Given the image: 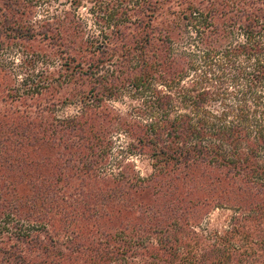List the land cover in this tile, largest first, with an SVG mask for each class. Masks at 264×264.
Returning a JSON list of instances; mask_svg holds the SVG:
<instances>
[{"label": "trees", "instance_id": "obj_1", "mask_svg": "<svg viewBox=\"0 0 264 264\" xmlns=\"http://www.w3.org/2000/svg\"><path fill=\"white\" fill-rule=\"evenodd\" d=\"M0 1L7 12L14 11L20 15L16 10L19 3L9 5ZM184 1L147 2V12L161 11L160 15L166 20L160 21L162 24L157 27L153 26L152 20L147 23V40L143 43L145 47L136 48L138 44L134 42L135 47H132L131 39H128L118 47L105 45L99 59H92L84 65L82 61L76 63L72 57L79 78L77 83L81 81L80 86L85 87L80 92L85 115L63 123L53 120L52 123L41 125L34 122L35 127L47 126L49 131L57 130V127L61 131L70 130L73 140L70 137L37 140L31 146L32 153L28 152V160L21 164V168L27 165L35 168V173L39 174L35 182H45L48 188L46 194L55 192L53 209H58V205L62 207L63 232L70 233L72 237L58 243L46 231L42 240L41 234L28 240V236L21 232L16 240L26 245L35 243L34 257L29 256V249L23 251L14 246L4 248L0 243V264H60L64 260L95 264L93 261L86 263V260H81L91 254H97L102 264H113L116 260L123 264H242V258L251 259V263L256 261L253 249L259 250L261 247L258 248L256 242L251 241L252 234L249 237V232L239 226L232 228V232L209 233L208 238H203L206 244L194 232L183 233L173 223L154 225L147 233L146 244L138 238L130 242L120 230L114 232V238L105 235L104 244L92 241L93 244L86 245L83 240L79 241L81 222L85 221L88 212L90 214L93 211L91 220L97 216L92 203L98 201L102 204L107 197L100 199L95 196L91 199L88 196V200L84 201L83 190L88 182H65L60 188L50 184L47 186L48 182H52L50 178L62 176L63 172L66 175L67 171H74V177L94 175L98 170V160L106 155L103 151H108L110 143H106L105 136L110 133L106 130L111 121L112 125L124 128L131 134L136 142L133 148L139 146L147 150L155 171L150 180L156 181L151 183L156 184L160 179H167L168 182H174L175 179L196 182L198 174L206 171L215 174L225 170L241 176L248 169H256L264 175V0H200L201 10L189 5L182 13L171 8L164 11L165 7L162 9L157 5L175 3L180 6ZM128 3L125 1L124 4ZM143 7L139 9L145 12ZM223 8L227 10L223 11ZM126 15L129 19V15ZM177 17L187 23L185 38L174 33L180 30ZM16 21L18 19H10L5 13L0 14V50L3 44L14 47L22 43L29 44L36 38L44 42H52L55 38L57 43L62 40L63 34L59 31L55 34L48 21L42 22L41 26L40 23H33L26 27ZM194 22L200 24L199 27H194ZM208 33L209 37L204 40L198 38ZM217 36L224 40H219ZM115 48L118 56L113 54ZM97 51L100 52V48L95 53ZM64 54L67 55V52ZM77 57L81 58L80 55ZM110 67L114 70L109 72ZM132 75L126 88L147 92L146 124L126 123L124 118L113 115L115 113L105 106L106 101H109L107 99L120 94L118 91L123 88L121 80ZM44 89L46 93L54 92L52 85ZM14 102H17L15 96H0V104L10 105ZM32 106L23 111L28 116L18 117L20 112L14 116L13 126L28 122ZM40 112L44 110L38 109L34 116ZM8 113L9 110H6L0 114V135L4 132L3 122L10 119ZM98 116L107 124L104 131H93L92 123L99 119ZM86 128L89 129L88 138L71 136L73 132ZM29 140L27 138V146H30ZM61 150L68 153H60ZM54 156H57V160L68 157L59 161L63 164L57 163L55 169L50 167L56 161L50 162ZM73 184L77 188L73 195L69 194L70 200L63 190L68 192ZM110 203L105 206L108 208ZM199 205V201L190 199L178 202L176 207L181 211L179 222L188 219L186 213L190 214L193 212L190 210H196ZM38 210L44 208L39 205ZM41 230L39 226L38 231ZM2 236L3 231L0 230V241ZM122 242L124 248L121 249L119 245ZM261 242L264 249V242ZM127 256L129 261L124 258Z\"/></svg>", "mask_w": 264, "mask_h": 264}, {"label": "rangeland", "instance_id": "obj_2", "mask_svg": "<svg viewBox=\"0 0 264 264\" xmlns=\"http://www.w3.org/2000/svg\"><path fill=\"white\" fill-rule=\"evenodd\" d=\"M3 1L9 5L19 3L16 10L20 15L14 11L7 12L0 1V14L5 13L10 19H18L16 23L22 27L33 23H40L41 26L42 22L48 21L55 34L57 31L63 34L62 40L58 43L57 38L52 42H44L36 38L29 44L22 43L14 47L3 44L0 50V96L2 94L15 96L17 101L10 105L0 104V114L9 110L10 118L7 122H3L2 131L4 132L0 135V230L3 231L0 243L4 248L14 246L23 251L29 249V256L33 258L36 245L35 243L26 245L17 241V235L21 232L28 236V240L41 234L42 240L45 238L46 231L47 235L51 237L53 235L52 238L58 243L72 237L70 233L63 232L62 207L57 204L58 209H53L56 201L55 192L51 195L46 194L48 188L45 182H35L39 174L35 173L34 167L27 165L21 168L24 160L29 158L28 152L32 153L31 146L37 140L67 138L70 137L71 131L67 129L61 131L59 127L57 130L49 131L46 129L47 126L35 127L34 122H39L41 125L45 122L52 123L53 120L63 123L85 115L80 94L85 87L80 86L81 81L77 83L79 78L76 75V63L82 61L84 65L92 59H99L105 45L118 47L120 43L125 44L128 39H131L132 47L134 43L138 44L136 48L145 47L143 43L147 40V23L152 20L153 26L157 27L162 24L160 21L166 20V17L160 15L161 11L147 12V2L150 0ZM125 1L129 3L124 4ZM201 4L200 0H186L180 6L175 3L170 5L158 3L157 5H159L158 8L165 7L164 11L171 8L182 13L189 5L201 10L199 8ZM141 6H144L145 12L139 9ZM226 10L223 8V11ZM126 14L129 15V19ZM186 15L189 16L190 13ZM1 20L3 21V18ZM20 20H22L21 23ZM177 23L180 30L174 33H178L183 38L187 37L184 32L187 23L181 22V17H177ZM198 25L200 24L194 27H199ZM194 36L193 33L192 37ZM207 36L209 37V33L198 38L204 40ZM217 38L224 40L221 36ZM97 48H100V52L95 53ZM114 50L113 54L118 56L117 48ZM64 52H67V55ZM72 57L76 59V63L72 62ZM112 70L114 68L110 67L109 72ZM108 75L110 76V73ZM132 78L133 75L121 80L123 88L118 91L121 95L107 99L109 101H106L105 106L115 113L113 115L124 118L126 123L146 124L147 92L127 89L126 86ZM47 85H52L54 92L46 93L44 88ZM29 106L32 107L28 122L13 126V118L19 112L21 114L17 115L18 117L28 116L23 111ZM38 109L44 112L34 116ZM14 112L15 115H13ZM98 118L92 123L93 131H104L107 124L102 121L101 116ZM111 122L106 130L110 133L105 136L106 143H110L108 151H103L106 155L98 160L97 167L95 166L98 170L93 176L74 177V171L70 173L67 171L66 175L63 172L64 176L50 178L52 182L47 183V186L50 184L60 188L65 182H88L83 190L84 201L88 200V196L91 199L95 196L100 199L107 197L102 204L98 201L92 203L97 216L91 220L93 211L90 214L88 212L85 221L81 222L83 225L80 228V242L83 240L86 245L93 244L92 241L96 244H104L105 235H108V238H114V232L121 230L130 242L138 238L146 244L147 233L154 225L166 226L176 223L183 233L192 231L203 244H206L203 238H208L209 233L221 234L229 230L232 232V228L239 226L249 232V237L252 234L251 241L256 242L258 248L261 247L259 250L253 249L255 262L251 263V259L242 258V264H264V261L262 262L264 249L261 242H264V175L260 174L261 171L248 169L241 176L225 170L217 171L215 174L206 171L198 174L199 178L196 182H186L181 179L168 182L167 179H160V182L156 184L151 183L156 181L150 180L155 171L147 150L139 146L133 148L136 142L131 134L124 128L112 125L113 121ZM87 130L89 129L73 132L71 136L80 135L88 138ZM42 132L44 135H41ZM27 138L30 139L28 141L30 146H27ZM60 153L68 152L61 150ZM67 157H60L58 160L57 156L52 157L50 162L56 161L50 167L53 166L56 169V164L62 165L63 162L59 163V161ZM141 187L144 189L141 190ZM76 188L73 184L68 192L64 190L63 192L69 197V194H74ZM69 199L71 200L70 197ZM189 199L193 202L199 201L200 205L196 210L191 209L190 211L193 210V212L190 214L186 213L188 219L180 223L179 212L181 211L176 204ZM110 201V206L107 208L105 205ZM39 205L44 210L39 211ZM39 226L42 227L41 231H38ZM123 245V242L120 243L121 249L124 248ZM58 250L63 252L59 247ZM248 252L250 253L249 249ZM85 257L81 260H86V263L93 261L96 264L99 261L98 264H102L97 254ZM124 258L127 261L130 260L129 256ZM60 264L83 263L64 260ZM113 264L123 263L116 260Z\"/></svg>", "mask_w": 264, "mask_h": 264}]
</instances>
